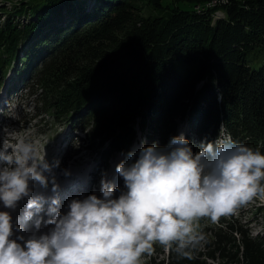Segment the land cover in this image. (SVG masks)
Returning a JSON list of instances; mask_svg holds the SVG:
<instances>
[{
    "label": "trees",
    "instance_id": "16d2710c",
    "mask_svg": "<svg viewBox=\"0 0 264 264\" xmlns=\"http://www.w3.org/2000/svg\"><path fill=\"white\" fill-rule=\"evenodd\" d=\"M169 1L191 9L156 15L142 5L164 9L163 0H21L14 13L30 17L27 24L15 22L16 14L0 22V49L17 64L10 81L17 82L16 94L35 82L45 116L84 124L87 148L109 141L105 160L128 151L136 119L145 128L148 113L149 144L153 136L168 142L178 117L189 114L202 131L199 141L222 129L264 153V0ZM218 11L224 16L216 17ZM199 222L205 252L200 245L188 260L168 250L158 264H219L210 259L220 258V264H264V238L253 237L234 215Z\"/></svg>",
    "mask_w": 264,
    "mask_h": 264
},
{
    "label": "clouds",
    "instance_id": "9594fccd",
    "mask_svg": "<svg viewBox=\"0 0 264 264\" xmlns=\"http://www.w3.org/2000/svg\"><path fill=\"white\" fill-rule=\"evenodd\" d=\"M120 156L114 176L101 173L99 195L65 203L58 177H71L70 167L50 162L34 141L3 142L0 264H142L155 245L192 260L206 240L202 218L216 224L264 198L261 146L230 135L197 142L181 131L165 145L141 140Z\"/></svg>",
    "mask_w": 264,
    "mask_h": 264
},
{
    "label": "rangeland",
    "instance_id": "374dc122",
    "mask_svg": "<svg viewBox=\"0 0 264 264\" xmlns=\"http://www.w3.org/2000/svg\"><path fill=\"white\" fill-rule=\"evenodd\" d=\"M163 1L164 9L153 10L152 7L146 8V3H143V5H141L145 9V14L152 13L156 15H166V13L173 7L191 9V5L189 3H173L169 0ZM20 2L21 0H0V22L2 24H4L6 18L12 14H16V16L14 17L15 22L20 21L21 23L27 24L30 17H25V14H21L20 10L18 11V13H14L17 12V8L15 6L19 5ZM223 3H225L224 0H217V2H213V4L216 5ZM167 4L170 5V8H166ZM208 5L212 6V3H209ZM223 16L224 13L221 11H218L216 13V17ZM0 57V79L3 82V85L0 87V140H4V142L7 141L9 144H15L20 139L34 141L41 153H43L45 150L47 151V158L50 162L53 159L59 158L61 162L65 163L68 167H70L71 165H77L76 169L80 174L83 173V170L86 167L99 165L100 161L104 162L101 157V153L105 147H109V141H105L103 147L101 146L94 149H89L86 147V145L88 144V142L86 141V131L88 128L86 127V129H84V124H82L81 127L79 125L75 128L64 121H55L52 119V117L49 118L48 115L45 116L46 113H44V109L40 100L42 89L41 87H38L35 82L32 83L30 87H28V85L27 87L25 85H21L17 94H15L18 89V86H16L17 82L14 81L10 83V81L12 79V76L14 75V72L17 70L16 61L8 60L6 51L4 49H0ZM203 82V80L200 81L198 87H200ZM7 83H10L11 85L13 83V86H15L12 88V91H14V93H12V96L9 95L8 91L6 92L7 86L5 85ZM6 94L10 98H8ZM218 102L220 105L221 100L218 99ZM219 109H221V105ZM186 112L184 115H186ZM181 115L183 116V113H181ZM149 116L150 115L148 113L145 121V128L142 126L143 120L141 119V117H138L136 119V122L134 124V128L136 130L135 138L130 141L129 145H133L136 143L134 146H137L138 144H140L141 140H144L146 142L149 141L146 130L148 122H150V118H148ZM190 120L191 119L189 114H187L182 119L178 117V119L176 120L177 129L175 135H178L181 131H183L185 132L187 137L199 142V139L202 136V131L200 127L192 126ZM5 128H7L6 133L4 132ZM225 134L226 132L221 129V132L218 135L223 136ZM62 138H65V141H63ZM53 139L55 140L51 141ZM66 141H68L67 146ZM150 141L151 143H157L161 146L167 143L166 140H163V142L158 141L155 136L150 138ZM74 149H77V151L75 153H72ZM113 152L110 155L111 157L108 159V166L111 165L112 161L113 163H115L121 158L120 151L115 150ZM67 156H69V159L67 158ZM66 158L68 160H66ZM103 171L105 170L101 168V173ZM81 176H83V174ZM74 179H76V177H74ZM60 181L64 182L65 179H61ZM77 182L78 180L74 182V185H76ZM234 217L236 218V222H240L245 229H248L249 233L253 237H256L258 234H260L262 238H264V198H256L249 204L242 206L237 210L236 214H234ZM202 222L203 223L201 226H203L204 228V225H206V223L204 221ZM204 234L206 235L207 233L204 232ZM154 247V253L151 256H144L142 258V264H158L160 259L167 258V255L169 253L168 251L165 250V253H160L163 247L159 245H155ZM203 247L204 245H201L202 252H205V250H203L205 248ZM232 254H235V250L232 252ZM241 259L242 258L240 257L237 260ZM215 260L210 259V261L213 263L220 264V262H224L221 258ZM241 262L242 261H229L227 264H241Z\"/></svg>",
    "mask_w": 264,
    "mask_h": 264
},
{
    "label": "bare ground",
    "instance_id": "6f19581e",
    "mask_svg": "<svg viewBox=\"0 0 264 264\" xmlns=\"http://www.w3.org/2000/svg\"><path fill=\"white\" fill-rule=\"evenodd\" d=\"M61 178H64L63 176H60Z\"/></svg>",
    "mask_w": 264,
    "mask_h": 264
}]
</instances>
